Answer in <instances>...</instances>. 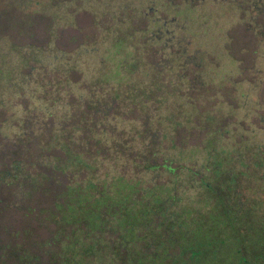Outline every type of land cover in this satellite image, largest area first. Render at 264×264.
<instances>
[{
	"label": "rangeland",
	"instance_id": "1",
	"mask_svg": "<svg viewBox=\"0 0 264 264\" xmlns=\"http://www.w3.org/2000/svg\"><path fill=\"white\" fill-rule=\"evenodd\" d=\"M252 142H264V0H0V264L83 262L62 218L71 184L95 177L106 197L170 184L165 166L186 178L212 154L235 167ZM117 235L107 226L106 256L86 261L134 264ZM225 237L213 256L172 260L250 263Z\"/></svg>",
	"mask_w": 264,
	"mask_h": 264
},
{
	"label": "trees",
	"instance_id": "2",
	"mask_svg": "<svg viewBox=\"0 0 264 264\" xmlns=\"http://www.w3.org/2000/svg\"><path fill=\"white\" fill-rule=\"evenodd\" d=\"M243 147L234 152L236 164L231 168L222 167L224 156L213 159L212 154L203 168L189 167L186 178L180 168L187 166H165L172 174L170 184L149 178L144 185L138 179L137 191L127 183L111 184L108 197L95 177L69 185L71 202L62 218L74 221L76 233L70 239L81 242L78 249L73 242L68 244L71 254L78 252L81 264H90L86 253L102 260L107 250L103 232L110 226L119 234L117 247L122 245L127 257L133 255L129 263L177 264L172 259L192 260L205 252L213 256L217 253L213 243H226L225 236H231L237 253L245 259L250 256L245 264H264V142ZM147 151L146 173L158 167L151 163L157 150ZM114 255L126 258L118 251Z\"/></svg>",
	"mask_w": 264,
	"mask_h": 264
},
{
	"label": "flooded vegetation",
	"instance_id": "3",
	"mask_svg": "<svg viewBox=\"0 0 264 264\" xmlns=\"http://www.w3.org/2000/svg\"><path fill=\"white\" fill-rule=\"evenodd\" d=\"M8 102H9V101H8V98H7L6 103L8 104Z\"/></svg>",
	"mask_w": 264,
	"mask_h": 264
}]
</instances>
